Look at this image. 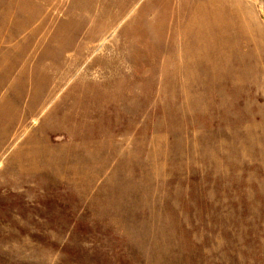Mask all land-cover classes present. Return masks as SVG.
<instances>
[{"label": "rangeland", "instance_id": "obj_1", "mask_svg": "<svg viewBox=\"0 0 264 264\" xmlns=\"http://www.w3.org/2000/svg\"><path fill=\"white\" fill-rule=\"evenodd\" d=\"M0 264H264V0H0Z\"/></svg>", "mask_w": 264, "mask_h": 264}]
</instances>
